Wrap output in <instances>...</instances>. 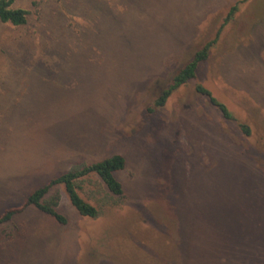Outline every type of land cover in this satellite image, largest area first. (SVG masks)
<instances>
[{
	"label": "rangeland",
	"instance_id": "1",
	"mask_svg": "<svg viewBox=\"0 0 264 264\" xmlns=\"http://www.w3.org/2000/svg\"><path fill=\"white\" fill-rule=\"evenodd\" d=\"M15 5L29 15L0 22V214L73 166L115 154L126 166L121 196L95 173L80 181L97 217L59 185L47 198L67 223L29 207L1 225L0 264H264V0ZM217 37L197 78L157 107Z\"/></svg>",
	"mask_w": 264,
	"mask_h": 264
},
{
	"label": "trees",
	"instance_id": "2",
	"mask_svg": "<svg viewBox=\"0 0 264 264\" xmlns=\"http://www.w3.org/2000/svg\"><path fill=\"white\" fill-rule=\"evenodd\" d=\"M15 3L16 0H0V22L13 26H23L28 22L29 11L23 7H17ZM238 7V4H235L230 8L226 21L235 15ZM219 34L220 32L218 37ZM218 37L215 41L208 42L197 50L192 59L173 76L168 87L156 99L155 105L157 107H163L174 90L197 78L200 64L209 58L211 47ZM195 89L199 94L208 96L211 104L220 110L226 120L235 121V117L228 106L217 99L209 89L200 83L196 84ZM239 126L246 136L251 134V128L248 124L240 123ZM125 166L126 158L121 154H115L100 161L73 166L68 171L50 179L46 184L30 192L22 203L4 210L0 214V226L12 222L17 214L24 212L29 207H34L39 212L51 216L60 224L67 223V218L59 211L60 196L56 194L47 198L51 189L59 185L65 187L72 205L81 215L97 217L99 209L82 197L80 181L95 173L106 183L113 194L121 196L124 193L123 185L117 179L115 173L124 169Z\"/></svg>",
	"mask_w": 264,
	"mask_h": 264
},
{
	"label": "crops",
	"instance_id": "3",
	"mask_svg": "<svg viewBox=\"0 0 264 264\" xmlns=\"http://www.w3.org/2000/svg\"><path fill=\"white\" fill-rule=\"evenodd\" d=\"M44 214V213H43ZM49 216V215H48ZM49 217H51V216H49ZM52 218V217H51ZM54 219V218H53ZM55 220V219H54ZM56 221V220H55ZM57 222V221H56Z\"/></svg>",
	"mask_w": 264,
	"mask_h": 264
}]
</instances>
